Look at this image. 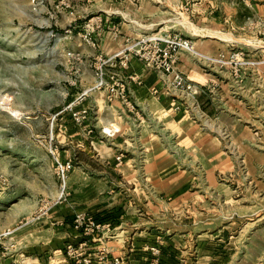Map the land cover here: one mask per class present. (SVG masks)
<instances>
[{
  "label": "rangeland",
  "instance_id": "1",
  "mask_svg": "<svg viewBox=\"0 0 264 264\" xmlns=\"http://www.w3.org/2000/svg\"><path fill=\"white\" fill-rule=\"evenodd\" d=\"M169 32L225 55L193 57L207 80L183 73L197 93L175 110L199 135L163 129L142 111L150 134L120 129L94 89L99 58L115 54V36L125 37L119 52ZM246 80L258 83L257 99ZM159 143L176 168L155 185L146 162ZM51 147L74 164L61 200ZM9 184L29 197L28 221L71 191L114 196L108 219L125 241L115 255L129 264L131 254L146 264H264V0H0V187ZM98 207L75 214L98 220Z\"/></svg>",
  "mask_w": 264,
  "mask_h": 264
},
{
  "label": "crops",
  "instance_id": "2",
  "mask_svg": "<svg viewBox=\"0 0 264 264\" xmlns=\"http://www.w3.org/2000/svg\"><path fill=\"white\" fill-rule=\"evenodd\" d=\"M110 23L113 24L114 22ZM104 39L106 46H114L107 42L106 35L103 36ZM124 45L125 37L120 39L115 36V51L113 53H116ZM196 47L209 53H216L218 50L214 43L208 42H198ZM197 66L193 57L188 53H181L177 69L191 77L199 76V81L200 79L207 80L208 78L204 77V74ZM126 73L128 75L131 73L136 74L139 80L130 81L133 98L138 105V112L128 110L120 102L108 103L106 99H103L113 115L114 122H111L112 124H117L120 129H130L134 125H139L143 132L150 134V127L147 126L148 122L141 117L142 112H147L152 119L162 124L163 129L171 128L177 133H186L188 130L192 135H199L200 127L196 121L191 120L188 116L189 114L183 109L180 111L175 110V105L181 101L167 93L164 77H161L156 71L148 68L136 58L131 60L130 67L125 71ZM242 84V88L247 91L255 89L254 97L255 99L258 98V93L260 92L258 83L253 84L246 80ZM153 88H157L159 92L154 93ZM100 93L105 95V91H100ZM231 98L229 96V99ZM220 118L221 116H219ZM107 130L111 132L109 129ZM159 153L160 157L158 156ZM170 167L176 168L174 163H171V166L168 165L165 147L162 144H155L152 148H149V161L146 162V169L151 183L161 184L173 173L169 172ZM175 176H177L176 173ZM10 186L9 184L8 186L0 187V231L13 229L14 232L0 244V264H74L63 252L68 243L79 241L72 227L75 213L87 211L89 208L99 205L100 207L96 209L101 214L99 221L111 222L108 218H114L108 217L114 216L108 212L113 210L110 208L115 207V203H113L115 202L114 196H102V198H99L97 197L98 194L95 195L93 192H88V189H83L78 193H72L71 191L64 201H60L49 210L43 220L35 221L32 219L28 221L26 219L35 210L33 207L26 205L25 199L29 197L22 199L20 193L12 190ZM179 186L182 185L179 184ZM4 201H6L7 206L2 204ZM25 220L26 222L24 223ZM13 240L16 243L14 246L9 247L10 242ZM121 241L120 234L116 235L114 230L113 235L108 238L93 239L87 247L88 255L93 258L95 264H104L98 259L99 250L104 247L115 255V252L122 251L121 249L125 248V241L123 243ZM23 255L24 258H22ZM133 256L131 254V264L147 263L146 261H135Z\"/></svg>",
  "mask_w": 264,
  "mask_h": 264
},
{
  "label": "built area",
  "instance_id": "3",
  "mask_svg": "<svg viewBox=\"0 0 264 264\" xmlns=\"http://www.w3.org/2000/svg\"><path fill=\"white\" fill-rule=\"evenodd\" d=\"M181 53H188L192 57L210 64L220 61L226 63L224 54L217 57L204 54L197 49L193 39L185 37L181 33L145 34L111 57L101 55L99 63L95 66L94 89L105 91L108 103L120 102L128 110L137 112L138 105L134 101L130 81L139 80L134 73L125 74V71L130 67L131 60L136 58L148 68L156 71L161 77H164L165 90L172 97L181 98L182 100H184V97L189 96L194 98L193 96L197 93L195 85L177 69ZM152 90L154 93L159 92L157 88ZM180 104L177 103L175 109H180ZM51 152L54 155L56 173L61 182V196L59 197V200H61L66 192L67 181L74 164L71 160L60 159L56 148L54 150L51 147ZM53 204H57V202ZM51 208L52 206L46 207L33 220H38ZM72 227L79 241L67 244L68 254L75 261H83L84 264H95L93 258L86 255L88 253L87 247L93 239L97 240L112 236L115 230L114 224L110 221H99L86 213H77L74 215ZM13 232V229L0 231V244ZM151 249L153 253L159 252L156 246H152ZM98 257L99 261L104 264H129L122 255H114L104 247L99 250ZM151 264H156V261Z\"/></svg>",
  "mask_w": 264,
  "mask_h": 264
}]
</instances>
